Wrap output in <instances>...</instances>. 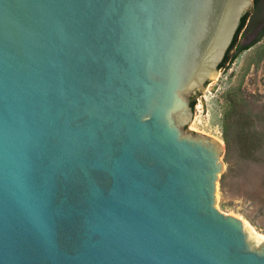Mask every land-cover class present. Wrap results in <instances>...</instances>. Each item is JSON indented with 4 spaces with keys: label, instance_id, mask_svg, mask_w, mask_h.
Returning a JSON list of instances; mask_svg holds the SVG:
<instances>
[{
    "label": "water",
    "instance_id": "water-1",
    "mask_svg": "<svg viewBox=\"0 0 264 264\" xmlns=\"http://www.w3.org/2000/svg\"><path fill=\"white\" fill-rule=\"evenodd\" d=\"M254 0H0V264H264L186 129Z\"/></svg>",
    "mask_w": 264,
    "mask_h": 264
},
{
    "label": "rangeland",
    "instance_id": "rangeland-1",
    "mask_svg": "<svg viewBox=\"0 0 264 264\" xmlns=\"http://www.w3.org/2000/svg\"><path fill=\"white\" fill-rule=\"evenodd\" d=\"M253 36L243 32L239 41L246 44ZM196 95L186 129L224 143L216 206L264 235V37Z\"/></svg>",
    "mask_w": 264,
    "mask_h": 264
},
{
    "label": "trees",
    "instance_id": "trees-1",
    "mask_svg": "<svg viewBox=\"0 0 264 264\" xmlns=\"http://www.w3.org/2000/svg\"><path fill=\"white\" fill-rule=\"evenodd\" d=\"M264 7V0H254V6L251 11L246 13L241 21L240 27L234 37V40L229 47L226 56L222 63L220 64V69H225L227 65L232 64L243 52L249 50L252 46L261 41L264 37V28L260 31H257L258 26L263 22V20L256 21L257 13L261 8ZM244 32V35H248L249 33L257 32V36L251 40V42L242 44L240 43V36ZM192 106L195 108L197 105V100L195 97L192 98L191 101ZM229 115H226L227 118Z\"/></svg>",
    "mask_w": 264,
    "mask_h": 264
},
{
    "label": "flooded vegetation",
    "instance_id": "flooded-vegetation-1",
    "mask_svg": "<svg viewBox=\"0 0 264 264\" xmlns=\"http://www.w3.org/2000/svg\"><path fill=\"white\" fill-rule=\"evenodd\" d=\"M256 16V21H261V20H263V22L260 24V26H258V28H257V31H260V30H262L263 28H264V7L263 8H261L260 10H259V12L257 13V15H255ZM257 36V32H254V36H253V38L251 39V40H253L255 37ZM251 42V41H250ZM249 43V42H248ZM191 101H192V99H191Z\"/></svg>",
    "mask_w": 264,
    "mask_h": 264
},
{
    "label": "bare ground",
    "instance_id": "bare-ground-1",
    "mask_svg": "<svg viewBox=\"0 0 264 264\" xmlns=\"http://www.w3.org/2000/svg\"><path fill=\"white\" fill-rule=\"evenodd\" d=\"M249 228V227H248ZM255 235H257L258 237H261V238H264V235L257 232V231H254L253 229H250Z\"/></svg>",
    "mask_w": 264,
    "mask_h": 264
}]
</instances>
